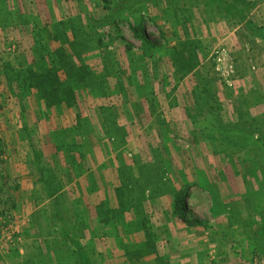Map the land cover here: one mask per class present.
<instances>
[{
  "label": "rangeland",
  "instance_id": "obj_1",
  "mask_svg": "<svg viewBox=\"0 0 264 264\" xmlns=\"http://www.w3.org/2000/svg\"><path fill=\"white\" fill-rule=\"evenodd\" d=\"M260 4L264 0H0V36L28 24L34 41L26 49L30 59L37 51L51 59L64 48L71 66L90 73L93 104L87 113L93 126L78 121L52 132L63 155L54 160L60 172L77 164L73 155L84 147L94 167L102 163L91 192H80L77 199L61 193L42 207L45 224L40 213L20 219L43 202H32V208L19 202L18 181L3 171L0 160V264H148L149 258L153 264H194L190 249L197 242L206 254L200 264H264V15L254 13ZM141 19L154 47L133 29ZM182 24L200 40L181 42ZM234 29L235 35L224 40ZM202 36L204 46L197 47ZM217 48L227 51L234 66L232 86L216 71ZM182 50L189 53L185 60L194 62L198 53L207 59L203 76L194 78L200 92L185 96L189 120L180 127L162 121L150 125L148 111L132 125H118V112L130 123L122 97L147 98L140 94L151 73H170L164 57ZM154 57L162 58L154 62ZM4 60L3 48L0 65L11 68ZM172 64L173 74L183 68ZM4 85L0 80V90ZM72 85L77 87L75 81ZM5 97L0 93V111ZM100 106L105 107L98 115ZM102 114L108 116L104 124L98 123ZM33 133L40 139L30 152L32 169L49 171L51 160L40 148L43 131ZM55 177L60 187L69 178ZM37 189L29 193L36 201L58 193L42 183ZM181 199L180 214L189 223L176 213Z\"/></svg>",
  "mask_w": 264,
  "mask_h": 264
},
{
  "label": "crops",
  "instance_id": "obj_2",
  "mask_svg": "<svg viewBox=\"0 0 264 264\" xmlns=\"http://www.w3.org/2000/svg\"><path fill=\"white\" fill-rule=\"evenodd\" d=\"M255 12H259L264 15V5L260 4L257 7L256 11H254V13ZM14 27H18V25ZM19 27L20 28H10L12 35L1 33L2 36H0V51L2 52V49L4 48L6 58V60H4L5 66L9 63L13 66H11L12 69H5V67L2 68V66L0 65V80L5 82L4 88L3 90H0V93L6 96L5 98L7 101L3 110L0 111V119H2L0 120V140L2 141L4 146V152L0 157V160H2L3 171L6 173V169L7 173H9L12 178L17 179L18 181L23 196L19 200V202H26V206L31 208L34 207V205H32V202H43L41 204H37L36 208L27 213L28 215L24 214L20 216V219H22L23 222L29 221L32 220L33 215H35L36 213H40V215L42 216V221L46 224V219L44 217L42 207H44L47 202H51L52 200L56 199V197H58L61 193L68 192V196L72 195V198L77 199L78 193L86 192L87 190L91 192L94 188L92 186L94 182V173H99V171H101L102 163L94 167L92 153L90 152V149L88 152V149L86 147H84V151L73 155L77 164L68 166L66 170H61L60 172V165L58 164V162L55 163L54 161L55 156L57 157V160H60L63 155L56 151L58 147H56L55 140L54 138H52V136L54 135V133L52 132L60 128V126L70 127L78 125V121L84 124L85 127H90V125L93 126V119L87 113V111L91 110L88 109V106L89 108H91V104H93L91 99L93 91L89 83H80L79 86H74L73 92L70 93L73 96L74 100H71L70 102L59 100V102H52L51 99H47L44 95L45 93H51L50 91L45 90L44 88H33L31 87L29 81L25 84L24 80H28L29 78H31L32 73L29 72V69L37 71L38 73L36 74L41 75L42 73L40 71V66L44 64H47V66H49L51 63V59H48V57L44 56L39 51H37L35 54L36 58L30 59L27 55L28 50L26 49L32 47L34 44L33 39L30 40L33 35L30 34V31L33 28H30L28 24H20ZM179 27L180 31L178 34H180L181 42L185 43L184 41L186 40V38L196 41L200 40V37H197L199 38L197 39L192 34L189 35L190 29H188L187 26H183L182 24ZM170 31H172V29L167 30V38L170 37ZM236 31L237 29H234V31L226 36L224 40H227L231 36L235 35ZM186 33L188 34V37H186ZM205 39V36H202L201 42L195 43L197 47L201 45L204 46ZM167 41L168 47H171V43H174L170 39ZM229 41H231V39H229ZM54 47L59 46L53 45V49H56ZM194 47L195 45H193V48ZM208 48L209 47L207 45L206 50ZM183 51H185V53ZM16 53H18L19 55L15 56ZM178 53L179 54H175L176 56H178V58H176V56L172 54L170 58L165 59L164 57L163 59L165 62L171 65L170 73L166 75L164 74L165 76H162L160 74L154 76L153 73H151L150 82L147 83V86L142 87L145 88V92L140 94L142 96H147V98L144 99L138 97V99H134L133 102H128L129 100L122 97V107L123 109L125 108V111H128L125 118L128 119L130 123H127L126 121L124 122L120 116L121 114L118 112V125L123 127L132 125V123L136 122V120H142V114L146 115L148 111L150 115V125H157V123L162 121L165 123V126H170L171 128L180 127L182 123H185L189 120L188 117L191 109H189L188 107L185 96H187V94L189 93L194 94V91L198 89V83L196 84L194 78L195 76L198 77V75H200V77L203 76L202 72L200 71L202 69V66L207 63V59L203 60V58H201V55L198 53V58L196 56L195 61L199 59V61L201 62L200 66H195L190 71L186 70V68H188L187 66H183V68L179 69L177 73L175 70L173 74L172 63L177 62L182 64L185 58H189V53L187 50H182ZM181 57H183L184 59ZM160 58L162 57H154V62L159 61ZM238 62H241V60H239ZM31 63H34V65L30 66ZM35 63L37 64V66L35 65ZM25 64L27 66H25ZM13 69V72L21 71L22 75L19 79L12 72V79L10 80V82H8L9 80L7 77V72L12 71ZM61 77L65 78L66 76L65 74L61 73ZM174 79H178V85L175 84ZM199 92L200 89L199 91H196V93ZM238 93V91H235L233 93V97H235ZM153 99H155V101L157 102L155 106L152 105V103H155L152 102ZM148 102L150 103V105L148 104ZM101 107L105 106L96 108L99 111L98 115L101 114ZM201 109H203V111L205 112V108ZM106 119H108V116L107 118H105L102 114V116H100V120H98V123L101 122L104 124ZM38 129H40V131H43L42 137L40 136L42 138V144L40 146V148L42 149V156L46 160L50 159L52 163L51 170L49 169V171H42V169L40 171L42 176H46L45 178H42L41 181L34 177L40 173L34 172V170L32 169L33 164H31V159H33V156L30 154L31 149L35 148L34 146H32L33 143H39V136L37 137L35 136V133H33L36 132L38 134ZM31 134L33 135L31 136ZM27 135H30L31 138H29ZM91 137L92 136H89L88 138L90 141H92ZM78 140L81 141V137H79ZM87 141V137H85L84 144ZM77 143L81 142L77 141ZM36 157L38 158V156ZM56 164H58L59 167L55 166ZM55 167L57 170L55 169ZM63 173L69 176L70 179L65 178V183L60 187V183L57 180L58 177L55 176H62ZM49 174L53 175V178L47 177L49 176ZM41 183L44 184L45 189H48L52 192H55V190H57L56 192L58 193H52L53 195L44 198L42 201H40V199H38L37 201L34 200V198L31 197L29 193L35 190V188L36 190H39L37 189V186ZM97 183L101 182L97 181ZM99 192L100 193L98 195L101 194L100 190ZM99 197L100 196L96 197L97 201ZM90 201H93V199L91 198ZM84 202H88L87 196L84 197ZM237 203L241 204V202ZM46 235L47 232L44 231L42 237H45ZM203 249L205 248L202 242H197L194 247L190 249V251H193L191 255L194 258V264H197V260L200 264L199 257H202V255L206 256ZM101 251H103V249H101ZM148 260V264L154 263L153 258H149Z\"/></svg>",
  "mask_w": 264,
  "mask_h": 264
},
{
  "label": "trees",
  "instance_id": "obj_3",
  "mask_svg": "<svg viewBox=\"0 0 264 264\" xmlns=\"http://www.w3.org/2000/svg\"><path fill=\"white\" fill-rule=\"evenodd\" d=\"M144 22H145V20L141 19L139 24L136 25L133 29H134L137 36H141V38L144 39L145 43H147L149 46L154 47L155 44H153L151 42V40L149 39V37L146 35V31L144 28ZM71 50L74 51L73 46L71 47ZM40 51H42V50H40ZM74 53H75V51H74ZM53 55L55 57H51V61H50L51 63L49 66H47V64L40 66V71L42 73L41 75L36 74V73H38L37 71H33L32 69H29V72L32 73L31 78H29L28 80H24V82L26 84L29 81L31 87H33V88H35V87L37 89H39V88L43 89L44 88L45 90L50 91L51 93H45L44 95L47 99H51L52 102H54V101L70 102L71 100H74L73 96L70 94L73 92V88H74V85H72V82L75 81L76 85L79 86L80 83L87 82V77L90 73H89V71H86V69H83L81 72H79L76 70L75 66L74 67L71 66V64L68 60V57H67L66 49H64V48H62V49L58 48L56 51L53 52ZM183 61H184L182 63L183 66H188V68H186V70L190 71L195 67L194 66L195 63L193 61H189V60H183ZM188 62H190V63L187 64ZM6 68H8V67H6ZM8 69H10V68H8ZM7 73H8L7 74L8 80H11L12 79L11 74H9V71ZM13 73L20 79V77L22 75V73L20 71L13 72ZM61 73L65 74L66 77L62 78ZM88 83L90 84L89 80H88L87 84ZM1 108H2V104L0 103V109ZM0 147H3V143L1 140H0ZM0 151L2 153L3 148H0ZM182 201L184 202V200H182V199L177 201L176 213L179 214L182 221L189 223L187 221L186 217L180 214L181 213L180 209L185 208V205H183Z\"/></svg>",
  "mask_w": 264,
  "mask_h": 264
},
{
  "label": "built area",
  "instance_id": "obj_4",
  "mask_svg": "<svg viewBox=\"0 0 264 264\" xmlns=\"http://www.w3.org/2000/svg\"><path fill=\"white\" fill-rule=\"evenodd\" d=\"M214 61L216 63V71L228 85L232 86L234 66L228 60L227 51L224 48H217L214 52Z\"/></svg>",
  "mask_w": 264,
  "mask_h": 264
}]
</instances>
